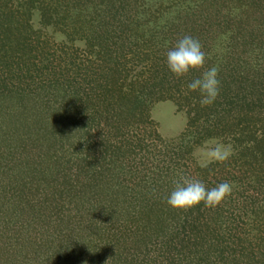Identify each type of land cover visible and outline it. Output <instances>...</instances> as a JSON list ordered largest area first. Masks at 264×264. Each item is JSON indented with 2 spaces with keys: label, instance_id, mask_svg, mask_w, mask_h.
<instances>
[{
  "label": "trees",
  "instance_id": "1",
  "mask_svg": "<svg viewBox=\"0 0 264 264\" xmlns=\"http://www.w3.org/2000/svg\"><path fill=\"white\" fill-rule=\"evenodd\" d=\"M100 1L108 19L99 44L131 47L140 33L163 51L162 62L149 53L146 76L128 87L122 54L104 52L81 79L62 41L53 57L28 50L29 35L6 26L10 1L0 0V264H264V210L241 204L237 212L252 217L238 233L222 216L198 225L195 211L166 203L195 143L229 129L252 136V117L264 122V0H154L155 16L138 13L143 0ZM186 34L203 45L204 68L219 67L211 106L187 89L204 69L177 79L167 67ZM145 95L174 101L198 131L160 140ZM259 139L256 147L244 136L240 155L247 144L264 152Z\"/></svg>",
  "mask_w": 264,
  "mask_h": 264
},
{
  "label": "rangeland",
  "instance_id": "2",
  "mask_svg": "<svg viewBox=\"0 0 264 264\" xmlns=\"http://www.w3.org/2000/svg\"><path fill=\"white\" fill-rule=\"evenodd\" d=\"M9 1L10 3H6V7L7 9L10 8L11 11H4L11 15L8 20L9 25L6 26L9 29H14L16 26L24 34H28V43L31 45L28 50L35 53L49 52L53 57L57 44L62 41L63 45L69 47V52L76 56L78 72L75 74L77 78L89 70H93V73L97 71L106 54H109L110 51L118 59L122 54L120 60H123V67L126 69H122L120 77L126 75L124 81L126 87L134 77L146 76L145 71L151 66L152 62V57L148 55L153 50H157L156 55L160 53V62H162L163 51L158 47L159 44L156 45V42L151 39L146 44V41L142 39L145 36L141 37L140 33H137L138 35L135 33L133 39H130L131 42H135L131 44V47H118V43L113 46V43H109V41L105 42L106 46L105 44H99L95 35L98 31H101V28L105 25V20L108 19L100 10V0ZM102 1L105 2V0ZM151 1L154 0H143L141 6L137 8L138 13L148 15L149 12L154 15L155 7ZM101 33L103 32L101 31ZM134 45H137V47L135 48ZM99 46L101 47L99 48ZM144 54L146 55L143 56ZM141 67L143 72L139 70ZM81 79H83L82 76ZM183 87L184 85L179 89L183 90ZM175 91L177 90L175 89ZM164 94V97L170 96L171 91H166ZM158 95V97H163V93H158ZM144 97L146 98L148 125L150 128H155L160 140L173 142L180 138V133H182V136L188 135V130L198 131L197 126L192 125L195 122L191 124L183 108H177L174 101L172 102L169 99H154L153 101L152 98H155V96L147 98L145 95ZM252 118L254 120V122H250L252 136L247 137V135L239 133L234 136L233 130L229 129L225 132V135L223 133L224 136H210L198 141L192 146L189 155L186 154L185 157L178 160L179 163H182L180 166L186 169L189 177L199 180L201 178V181L209 189L224 181L231 182L233 185L231 196L227 197L214 210L205 208L203 204L191 209L199 216L194 220L196 221L195 224L202 225L204 222L214 224L217 222L214 219L219 220L222 216V224L225 225L226 229L232 226V229L233 227L239 228L235 231L240 233V230L242 231L250 225L252 217L247 218L241 215L242 211L237 212L241 204L244 203L246 208L264 210V152L260 148L253 150L252 146L247 144L250 149L245 151L243 156L239 153L240 146L245 143L244 136L249 143L253 144L260 142L259 138H264V122H257L256 117ZM239 136L241 137L239 138ZM218 142L230 146L231 157L225 163H212L208 167H200V164L207 160V148ZM256 147H258V143ZM251 158L253 160L248 163L247 160ZM245 212L249 214L248 210ZM211 219L212 221H210ZM260 220H262V217H260ZM218 223H220V220ZM235 224L237 226H234Z\"/></svg>",
  "mask_w": 264,
  "mask_h": 264
},
{
  "label": "clouds",
  "instance_id": "3",
  "mask_svg": "<svg viewBox=\"0 0 264 264\" xmlns=\"http://www.w3.org/2000/svg\"><path fill=\"white\" fill-rule=\"evenodd\" d=\"M206 59L207 53L199 39L187 34L166 53L167 67L177 79L186 77L192 71L204 69L199 77L187 84L189 92L199 93L201 107L213 105L220 92L219 67L212 65L205 69ZM231 155L230 146L218 142L207 148V160L202 162L200 167H208L212 163H225ZM174 185V190L166 203L170 208L183 212L201 204L214 210L231 196L233 191L231 182L224 181L209 189L203 181L186 175H181L174 181Z\"/></svg>",
  "mask_w": 264,
  "mask_h": 264
}]
</instances>
